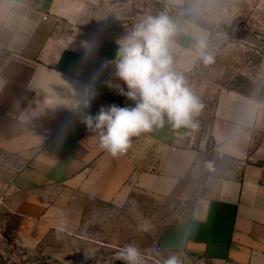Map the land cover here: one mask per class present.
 Segmentation results:
<instances>
[{
	"label": "crops",
	"instance_id": "crops-1",
	"mask_svg": "<svg viewBox=\"0 0 264 264\" xmlns=\"http://www.w3.org/2000/svg\"><path fill=\"white\" fill-rule=\"evenodd\" d=\"M98 2L0 0V245L80 236L88 201L121 206L142 191L174 204L156 245L177 264H264V99L223 90L208 104L197 45L206 55L212 27L182 13L172 66L201 107L186 126L165 115L112 156L86 117L134 102L108 63L124 37L80 24Z\"/></svg>",
	"mask_w": 264,
	"mask_h": 264
},
{
	"label": "rangeland",
	"instance_id": "rangeland-1",
	"mask_svg": "<svg viewBox=\"0 0 264 264\" xmlns=\"http://www.w3.org/2000/svg\"><path fill=\"white\" fill-rule=\"evenodd\" d=\"M185 13L212 27L210 47L198 74L208 104L223 90L264 99V0H186L181 5L133 0H100L84 12L80 24L105 36L125 37L148 16L165 15L176 21ZM4 52L0 50V67ZM173 202L137 191L123 205L90 200L80 236L52 232L32 249L10 241L0 245V264H125L120 250L134 244L141 264H165L173 258L157 248L160 225L177 216Z\"/></svg>",
	"mask_w": 264,
	"mask_h": 264
},
{
	"label": "clouds",
	"instance_id": "clouds-1",
	"mask_svg": "<svg viewBox=\"0 0 264 264\" xmlns=\"http://www.w3.org/2000/svg\"><path fill=\"white\" fill-rule=\"evenodd\" d=\"M174 31L167 16H148L117 42L116 57L108 63L114 65V76L127 87V91L119 86L117 90L134 106L113 104L86 117L88 127L99 131L100 147L114 157L127 151L130 137L161 124L165 115L175 127L186 126L201 107L184 77L173 69L169 50ZM203 47V41L198 42L200 54L210 60ZM118 258L125 264H141L134 244L125 245ZM165 264L177 261L173 257Z\"/></svg>",
	"mask_w": 264,
	"mask_h": 264
}]
</instances>
